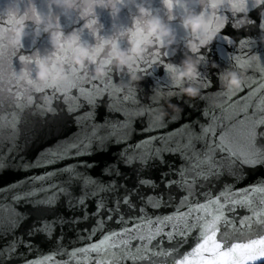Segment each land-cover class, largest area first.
I'll list each match as a JSON object with an SVG mask.
<instances>
[{"label": "snow or ice", "instance_id": "obj_1", "mask_svg": "<svg viewBox=\"0 0 264 264\" xmlns=\"http://www.w3.org/2000/svg\"><path fill=\"white\" fill-rule=\"evenodd\" d=\"M208 28V52L243 82L203 95L202 119L159 117L179 86L166 53L135 69L152 82L146 99L126 74L74 77L41 119L23 105L0 116V177H17L0 185V264H264V46ZM61 117L70 135L50 130L34 154L21 142L22 124Z\"/></svg>", "mask_w": 264, "mask_h": 264}, {"label": "clouds", "instance_id": "obj_2", "mask_svg": "<svg viewBox=\"0 0 264 264\" xmlns=\"http://www.w3.org/2000/svg\"><path fill=\"white\" fill-rule=\"evenodd\" d=\"M253 11L264 18V0H239L235 7L233 0H0V116L23 105L24 116L41 119L37 106L59 107L62 89L54 85L69 78L91 84L126 74L139 86L145 77L136 67L156 53L171 58L179 82L176 95L161 98L159 117L179 115L183 108L173 100L201 99L206 70H217L224 90L242 84L241 73L210 59L208 49L219 38L208 25L231 29L234 43L255 32L252 38L264 46Z\"/></svg>", "mask_w": 264, "mask_h": 264}, {"label": "water", "instance_id": "obj_3", "mask_svg": "<svg viewBox=\"0 0 264 264\" xmlns=\"http://www.w3.org/2000/svg\"><path fill=\"white\" fill-rule=\"evenodd\" d=\"M157 10H159V5L158 3L156 4ZM101 18L105 24H108L109 17L106 13H101ZM122 22H126L127 20V15L122 14ZM228 34L230 35H237L232 32L231 29L226 30ZM241 35V34H239ZM43 41L41 42V46H43ZM227 51L231 52V49H227ZM233 54H238V53H233ZM209 57L211 60H215L221 65H223L220 61V56L217 52L213 51L211 53H208ZM179 57L175 58V61L178 62ZM205 75L212 81V87L209 89H204L203 90V95H208L212 92H215L220 89L219 81L217 79V70L216 69H209L205 71ZM151 81L144 79L143 81L140 82L139 87L143 90L142 92V99H146V95L149 94V88L151 85ZM174 103H181V106L183 108V111L179 114L181 117L180 122H188V121H194L198 118H201V110L206 106V104L209 103V101L201 100L198 99L196 101H191V102H183V101H177L173 100ZM99 115L103 116L106 114V110L101 107L98 109ZM51 121V117L49 118ZM175 126V125H173ZM172 127V126H170ZM51 130V133L53 135H70L72 131L75 130V126L71 123L70 119H67L65 117L57 118V122L55 124H51L49 126H43L40 123H36L34 126L21 125V142L23 143L25 139H30V149L32 150V154L36 150H39L43 144L46 143V138L49 136V132ZM17 178L16 176L12 175H4L0 177V185L10 182L11 180ZM248 181L245 180L244 183H247Z\"/></svg>", "mask_w": 264, "mask_h": 264}]
</instances>
